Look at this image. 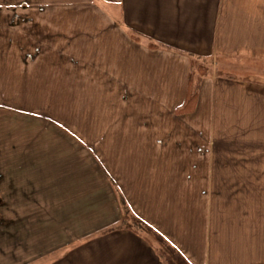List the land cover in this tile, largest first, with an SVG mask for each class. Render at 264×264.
I'll list each match as a JSON object with an SVG mask.
<instances>
[{
	"label": "crops",
	"instance_id": "0c3cea01",
	"mask_svg": "<svg viewBox=\"0 0 264 264\" xmlns=\"http://www.w3.org/2000/svg\"><path fill=\"white\" fill-rule=\"evenodd\" d=\"M241 61L264 64V0H0V264H264Z\"/></svg>",
	"mask_w": 264,
	"mask_h": 264
},
{
	"label": "trees",
	"instance_id": "16d2710c",
	"mask_svg": "<svg viewBox=\"0 0 264 264\" xmlns=\"http://www.w3.org/2000/svg\"><path fill=\"white\" fill-rule=\"evenodd\" d=\"M209 63L205 60L193 61L189 76L187 97L185 103L177 109L178 114H188L195 111L201 83L208 76V70L205 68V64Z\"/></svg>",
	"mask_w": 264,
	"mask_h": 264
},
{
	"label": "rangeland",
	"instance_id": "374dc122",
	"mask_svg": "<svg viewBox=\"0 0 264 264\" xmlns=\"http://www.w3.org/2000/svg\"><path fill=\"white\" fill-rule=\"evenodd\" d=\"M212 61V60H211ZM209 63V62H208ZM226 61L224 60H213V62L209 63V64H205V68L208 70V76L207 78L213 76V75H218V76H223V75H227V73H230L229 70H227L226 67ZM242 64H248L247 66L249 67H253L256 70H259L263 76H264V64L262 63H253V62H248V61H241L239 62V65L241 66ZM248 67V68H249ZM231 73H234V75L236 74L237 76H247V74H245V72H240L239 70H231ZM133 219V218H131ZM132 225L135 226H140V224H138L136 221L134 222L132 220Z\"/></svg>",
	"mask_w": 264,
	"mask_h": 264
}]
</instances>
